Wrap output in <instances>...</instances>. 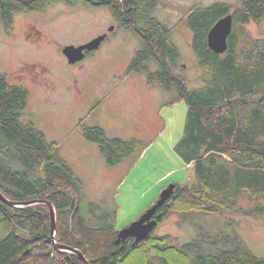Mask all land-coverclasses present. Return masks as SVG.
Listing matches in <instances>:
<instances>
[{"label":"trees","instance_id":"1","mask_svg":"<svg viewBox=\"0 0 264 264\" xmlns=\"http://www.w3.org/2000/svg\"><path fill=\"white\" fill-rule=\"evenodd\" d=\"M106 6L116 20L132 30L141 45L125 75L143 74L148 84L172 95L165 105L188 104L184 133L175 151L193 163L194 178L176 184L173 196L158 210L161 217L150 235L117 243L113 217L84 211L83 181L32 122L22 120L30 92L0 74V190L12 201L50 199L56 206L57 243L80 249L90 264H122L142 250L138 264H264L237 235H199L183 245L158 229L172 214L221 215L241 211L246 199L257 205L246 216L264 215V38H252L246 26L264 18V0L224 1L193 7L187 24L193 50L204 73L202 84L189 87L175 68L180 51L173 27L154 16L158 0H0V22L11 30L21 12L42 11L49 4ZM233 13L228 49H210L207 35L223 16ZM153 64L157 67L153 68ZM84 136L98 146L108 165L135 157L149 146L138 138L109 137L99 125ZM0 264H84L74 253L55 247L51 214L46 204L16 207L0 199Z\"/></svg>","mask_w":264,"mask_h":264},{"label":"rangeland","instance_id":"2","mask_svg":"<svg viewBox=\"0 0 264 264\" xmlns=\"http://www.w3.org/2000/svg\"><path fill=\"white\" fill-rule=\"evenodd\" d=\"M216 1L227 2L234 8L241 3V0H158L154 11L159 21L173 27L171 38L180 51L175 70L189 87L201 85L204 73L193 50V32L186 14L193 7ZM112 25L115 27L109 31ZM246 30L254 39L264 38V18L248 24ZM103 33H107V38L81 66L69 63L63 54L66 45H80ZM140 45L138 36L123 27L106 6L52 3L42 11L17 14L11 30L0 22V74H5L11 84L26 86L30 92L22 120L32 122L48 141L58 143L61 154L83 181L84 211L88 214V208L92 207L96 215L109 214L117 231L138 220L170 184L189 183L195 174L194 167L186 166L175 151V144L184 133L188 104L182 100L163 106L172 95L159 87L156 99L162 106L159 114L163 130L144 138L146 142L151 140V146L140 158L108 165L97 145L84 136L85 129L94 124L105 128L109 137L133 136L122 125L134 116L135 108L142 110L145 105L133 104L135 99L131 96L116 108L110 104L112 96L109 99L107 96L125 78V70ZM34 65L43 70L42 76L24 74L29 71L27 67ZM138 75L133 73L137 80ZM144 114L156 119L158 108L152 110V104H146ZM256 205L243 199L241 211L187 217L174 213L164 221L158 234L170 235L176 244L183 245L199 235L221 231L237 235L253 254L264 258V215L242 213ZM3 232L0 226V236ZM142 259V250H137L122 264H138Z\"/></svg>","mask_w":264,"mask_h":264},{"label":"water","instance_id":"3","mask_svg":"<svg viewBox=\"0 0 264 264\" xmlns=\"http://www.w3.org/2000/svg\"><path fill=\"white\" fill-rule=\"evenodd\" d=\"M234 25V15L229 13L221 17L209 30L207 35V41L210 49L214 52L223 54L228 49V38L232 32ZM114 25L109 27V31L114 29ZM107 38V33L98 35L90 41L80 44L73 45L68 44L63 48V54L71 64H76L85 59L87 53L97 50L104 40ZM176 184H170L164 189L156 201V203L150 207L138 220L134 221L129 226L121 229L117 234L116 242H124L129 237H134L136 241H141L147 238L150 233L158 225V218L161 217V213H157L161 206H163L174 194ZM0 199L9 205L22 207L38 203L46 204L49 207L51 214V236L56 248L74 253L80 257L84 264H90L86 255L78 248L57 243L56 241V224H57V212L56 206L48 198L33 199L24 203L12 201L7 198L0 190Z\"/></svg>","mask_w":264,"mask_h":264},{"label":"crops","instance_id":"4","mask_svg":"<svg viewBox=\"0 0 264 264\" xmlns=\"http://www.w3.org/2000/svg\"><path fill=\"white\" fill-rule=\"evenodd\" d=\"M124 76H125V78L122 79L119 82V84L116 85L115 89L107 96V98L109 99L112 96V98H110V101H111L110 104L112 103V105H114L116 108H118L125 100H128L129 97H131V96H133V99H135L133 101V104H137V102H140V103L144 104L145 106H146V104H149V105L152 104V110L154 107L158 108V117H156V119H154V116H152V119H150L146 114H144L145 106H143L142 110H138V111L135 108V110L133 112L134 116L131 119H129V121H127L126 123H124L122 125L124 129H130L132 131V134H130V135H133V136H130V138H124V139L138 138V139L145 141L144 138L146 136L150 137L153 134L162 132V130H163V119L159 114V110H161V113H162V106H161L160 100L158 101V99H156V95L159 94V93H156V92H158V91H156L158 86L154 87V86L148 84L146 77L143 74H139L137 76L139 78V80H137V78H135L133 76V73L129 74V75H124ZM128 83H130V84L127 86ZM144 85H145V87H144ZM123 86H125V87H123ZM112 99H113V101H112ZM163 106H166L165 102H163ZM94 125H96V124H94ZM147 143H150L149 146H151V140H148ZM149 146L147 148H149ZM97 148H98V146H97ZM147 148H145L143 151L138 153L135 156L136 159L138 157L140 158L143 155V153L147 150ZM103 158H104V156H103ZM129 158H132V157H129ZM124 161H122V162H124ZM192 165H193V163L186 164V166H188V167H192ZM114 166H116V165H114ZM107 176L112 177L109 174Z\"/></svg>","mask_w":264,"mask_h":264},{"label":"flooded vegetation","instance_id":"5","mask_svg":"<svg viewBox=\"0 0 264 264\" xmlns=\"http://www.w3.org/2000/svg\"><path fill=\"white\" fill-rule=\"evenodd\" d=\"M93 52H94V51H92V52H90V53H87V56L85 57V59H87L90 55H92ZM85 59L82 60V61H80V62H78V64H80L79 66L82 65V62L85 61ZM27 69H28L29 71L26 70V67L23 68L24 71H27V73H24V74H28V75H31V76H34V77H40V76H42V75L44 74V73L42 72L43 70H42V69H39V67H38V66H35V65H34V67H32V68L27 67ZM18 85H21V84H18ZM157 213H158V212H157ZM70 253H71V252H70Z\"/></svg>","mask_w":264,"mask_h":264}]
</instances>
